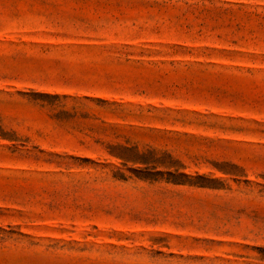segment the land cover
<instances>
[{
    "label": "rangeland",
    "instance_id": "1",
    "mask_svg": "<svg viewBox=\"0 0 264 264\" xmlns=\"http://www.w3.org/2000/svg\"><path fill=\"white\" fill-rule=\"evenodd\" d=\"M0 264H264V0H0Z\"/></svg>",
    "mask_w": 264,
    "mask_h": 264
}]
</instances>
